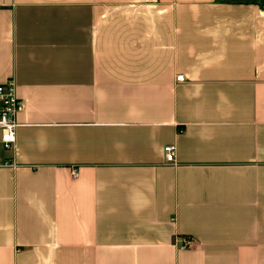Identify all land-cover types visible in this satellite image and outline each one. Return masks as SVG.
Here are the masks:
<instances>
[{"label": "crops", "instance_id": "1", "mask_svg": "<svg viewBox=\"0 0 264 264\" xmlns=\"http://www.w3.org/2000/svg\"><path fill=\"white\" fill-rule=\"evenodd\" d=\"M8 79L0 264H264V0H0Z\"/></svg>", "mask_w": 264, "mask_h": 264}, {"label": "built area", "instance_id": "2", "mask_svg": "<svg viewBox=\"0 0 264 264\" xmlns=\"http://www.w3.org/2000/svg\"><path fill=\"white\" fill-rule=\"evenodd\" d=\"M183 76H178V81H183ZM23 101L17 94L14 79H8L0 84V150L12 151L17 142L18 122L17 116L22 109ZM175 145H167L164 148L165 158L168 163L176 164ZM15 167V162L0 156V167ZM74 179L79 177L77 168L71 169ZM193 239L184 238L181 249H188L193 244Z\"/></svg>", "mask_w": 264, "mask_h": 264}]
</instances>
